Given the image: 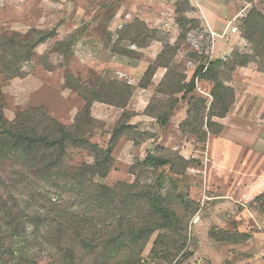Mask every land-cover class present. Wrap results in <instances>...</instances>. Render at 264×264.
Segmentation results:
<instances>
[{
  "label": "rangeland",
  "instance_id": "obj_1",
  "mask_svg": "<svg viewBox=\"0 0 264 264\" xmlns=\"http://www.w3.org/2000/svg\"><path fill=\"white\" fill-rule=\"evenodd\" d=\"M253 11L264 16V0H0V39L21 40L34 30L49 35L29 62L19 63L20 77L8 79L0 71L3 115L12 121L23 110L42 107L70 126L85 105L78 86L87 92L100 83H123L131 92L124 109L91 103L90 116L96 122L88 137L92 144L106 148L117 125L128 129L114 143L108 174L95 181L107 187L119 182L147 186L173 197L176 208L190 207L186 249L177 264H264V204L254 201L264 192V59L233 72L221 68L222 83L233 89L234 100L223 118L210 119L209 129L205 115L213 101V83L204 78V70L199 72L211 61H238L239 54H253L242 25ZM135 23L157 31L150 35L155 40L140 47L120 33ZM167 45L171 48L157 60ZM122 49L133 54L122 55ZM3 54L0 50V61ZM167 63L181 85L186 83L174 97L157 90L166 73L157 65ZM150 66L154 74L142 88ZM199 100L206 107L204 141L191 126L182 127L189 105ZM164 114L167 122L161 126L155 117ZM148 155L169 163L144 165ZM67 162L92 158L86 151H69ZM13 171L27 175L22 166H0L4 181ZM27 189L20 183L15 197L26 200L27 194L38 191ZM32 210L41 212L34 201L21 211L31 215ZM156 236L150 238L141 264H167L150 254ZM36 250L33 246L28 253ZM38 257L37 264L49 262L44 249Z\"/></svg>",
  "mask_w": 264,
  "mask_h": 264
},
{
  "label": "trees",
  "instance_id": "obj_2",
  "mask_svg": "<svg viewBox=\"0 0 264 264\" xmlns=\"http://www.w3.org/2000/svg\"><path fill=\"white\" fill-rule=\"evenodd\" d=\"M242 25L243 37L251 44L253 54H239L238 61H211L206 68L199 69V72L204 70V78L213 83V101L205 115L207 128L212 125V117L223 118L228 113L234 100L233 89L222 83L221 68L228 67V72H233L236 67L255 63L257 58L264 59L263 14L250 12ZM137 28L140 30L135 34ZM120 33L135 45L144 47L155 40L150 35L157 31L135 23L124 27ZM48 38L49 35L35 30L21 40L16 36L1 38L0 50L4 54L0 71L8 79L20 77L22 68L19 63L29 62L34 49ZM166 48L171 47L167 45L157 60L166 55ZM121 54L129 56L133 53L126 49ZM7 58L13 61H6ZM157 67L166 69L158 92L174 97L185 89L186 83L181 85V79L172 73L168 63ZM154 70L153 66L146 70L142 88L149 85ZM85 91L86 88L77 87L85 105L70 126L50 117L42 107L23 110L8 121L0 104V166L5 163L22 166L27 173L13 171V176L6 181L0 175V264H37L43 249L49 261L46 264H141L145 263L143 252L155 233L157 236L150 254L164 263L176 261L177 264L186 249V218L192 214L190 207H185V211L180 205L176 208L173 197H164L158 194V190L147 186L119 182L107 187L95 181L96 177L104 178L108 174L114 143L128 129L126 125H117L106 148L92 144L88 137L96 122L90 116L91 103L99 101L124 109L130 90L121 82L108 81ZM203 103L199 100L189 105L182 125L183 128L191 126L201 141L206 136V131L201 128L206 110ZM155 118L161 126L167 122L165 114ZM69 151H86L92 162L68 163ZM168 163L167 159L152 155L144 161V165L150 167ZM20 183H24L27 190L37 187L38 191L27 194L26 200H18L14 192H18ZM33 201L41 212L32 210L34 213L25 215L22 207L30 208ZM254 201L258 205L264 204V192ZM26 225L31 226L29 233ZM19 240L24 241V245H17ZM33 246L36 252L28 253Z\"/></svg>",
  "mask_w": 264,
  "mask_h": 264
},
{
  "label": "crops",
  "instance_id": "obj_3",
  "mask_svg": "<svg viewBox=\"0 0 264 264\" xmlns=\"http://www.w3.org/2000/svg\"><path fill=\"white\" fill-rule=\"evenodd\" d=\"M200 9L202 10V7L200 6ZM203 11V10H202ZM203 14V13H202ZM203 18V17H202Z\"/></svg>",
  "mask_w": 264,
  "mask_h": 264
}]
</instances>
